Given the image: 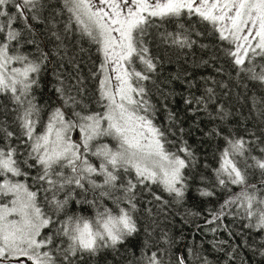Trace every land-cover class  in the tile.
Instances as JSON below:
<instances>
[{
    "label": "snow or ice",
    "instance_id": "6c2138e0",
    "mask_svg": "<svg viewBox=\"0 0 264 264\" xmlns=\"http://www.w3.org/2000/svg\"><path fill=\"white\" fill-rule=\"evenodd\" d=\"M197 47L208 59L195 67L223 57L215 75L202 86L187 72L161 79L171 54ZM173 81L185 112L212 125L204 135L224 141L211 175L170 106ZM46 83L54 96L41 104ZM0 97V264H99L109 253L107 264H211L197 247L174 257L167 232L156 237L169 202L153 185L175 204L193 186L204 198L228 192L207 223L232 215L264 233V0H0ZM232 120L243 135L226 129ZM227 244L212 246L230 264Z\"/></svg>",
    "mask_w": 264,
    "mask_h": 264
},
{
    "label": "trees",
    "instance_id": "16d2710c",
    "mask_svg": "<svg viewBox=\"0 0 264 264\" xmlns=\"http://www.w3.org/2000/svg\"><path fill=\"white\" fill-rule=\"evenodd\" d=\"M53 5L58 4V0H50ZM56 9H51L55 11ZM66 19V16L63 18ZM44 28L43 25H37V30L40 31ZM49 48L52 45H48ZM87 47V44H85ZM168 56V53L164 54ZM91 57V59H89ZM201 57L208 59V53L202 51L199 47L194 48L187 53L171 54V63H165L163 67V75L161 79H171L172 74L179 72H187L190 74V78L196 80L198 83L203 84L201 77L215 75V67L223 64V57L221 56L219 61L209 67H195ZM85 75L88 74V66L96 60L94 49L90 53H86L85 57ZM47 79H51L48 77ZM87 86L91 89L94 88L95 82L89 80ZM168 87L174 88L177 93L174 97V103L170 102L172 110L177 112L178 118L181 121V125L185 129L184 139L193 147L196 152L199 167L206 174L211 175V170L217 166V157L219 149L224 146L222 139H210L204 135V133L212 126L206 118L203 116L197 117L189 115L184 110L183 95H186L185 86L179 81H173ZM51 85L44 84L37 92V98L39 103L44 104L54 94L50 91ZM197 94H199L197 92ZM155 99V98H154ZM8 103L7 98L0 97V109L3 105ZM97 106L92 105V109L96 110ZM247 109H245V114ZM199 119V128L195 126V121ZM242 120L243 117H240ZM11 118L9 117V121ZM157 122L164 124L165 115L161 113L157 117ZM249 127L252 125L249 124ZM228 131L233 132L236 135L244 134V125L238 123L237 120H232L229 125L225 126ZM95 159V158H93ZM207 164L208 168L205 170L204 165ZM234 191L236 189H233ZM152 191L158 193L164 200L169 202V209L167 216H160L159 229L156 232V237L159 238L161 231H165L168 234V238L171 240L170 253L175 257L181 254L187 256V249L189 247H197L203 250L211 262V264H225L227 256L225 252L216 251L213 248L214 241H228L227 245H224L226 251H231L232 247L236 249V258L231 261L230 264H264V257L258 254L260 248L264 247V233L253 232L249 229L243 228V221L239 218H234L232 215H226L222 220L214 223H207L212 219V213L220 211V206L229 195L228 192L217 191L214 197H200L196 194L195 186L193 190L186 194L185 200L182 204H175L172 202V197L169 196L158 185L152 186ZM151 196L147 193L141 198V207L144 206L147 200H150ZM74 207V206H73ZM234 212L235 209H225V212ZM85 215L88 213L85 212ZM224 225H227L228 231L224 230ZM212 228H217V231L213 233ZM231 232V235H229ZM142 236V234H141ZM229 245L231 247H229ZM160 247H168L161 242ZM155 250V249H153ZM123 252V247L121 248ZM111 259V254H107V257L101 256L99 264H107V261Z\"/></svg>",
    "mask_w": 264,
    "mask_h": 264
},
{
    "label": "rangeland",
    "instance_id": "374dc122",
    "mask_svg": "<svg viewBox=\"0 0 264 264\" xmlns=\"http://www.w3.org/2000/svg\"><path fill=\"white\" fill-rule=\"evenodd\" d=\"M70 135H72L73 139L79 141V133H78V130H73Z\"/></svg>",
    "mask_w": 264,
    "mask_h": 264
}]
</instances>
